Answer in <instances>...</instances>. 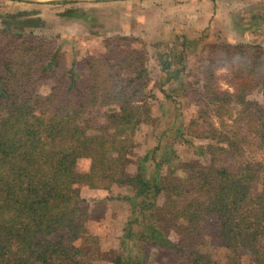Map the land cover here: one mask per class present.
<instances>
[{"label":"trees","instance_id":"1","mask_svg":"<svg viewBox=\"0 0 264 264\" xmlns=\"http://www.w3.org/2000/svg\"><path fill=\"white\" fill-rule=\"evenodd\" d=\"M125 41H107L102 57L75 58L65 69L52 41L0 31V264H97L103 253L88 224L106 208L92 209L82 190L110 195L114 186L131 190L124 239L138 252L112 264H151V257L154 264H264V159L231 164L264 153V104L248 100L264 88L262 49L212 47L197 82L206 102L201 117H216L219 127L194 132L192 118L191 134L206 142L196 146L200 159L159 180L148 176V156L129 172L134 137L152 120L157 95L144 96L151 84L145 53L126 49ZM161 61L159 72L172 75L171 63ZM223 68L237 80L233 94L212 84ZM180 75L152 80L173 105L171 93L187 98ZM46 86L49 94L42 93ZM82 159L86 173L78 170Z\"/></svg>","mask_w":264,"mask_h":264},{"label":"rangeland","instance_id":"2","mask_svg":"<svg viewBox=\"0 0 264 264\" xmlns=\"http://www.w3.org/2000/svg\"><path fill=\"white\" fill-rule=\"evenodd\" d=\"M217 1L0 0V31L8 29L9 34L17 32L52 41L65 55V69L75 58L102 57L106 53L107 41L117 43L123 38L127 39L122 42L126 49L145 53L151 81L156 78L167 81L173 73L180 71L179 79L186 84L187 98H183L185 93L182 91L171 93L176 101L174 105L165 100L155 87V81H150L144 96L157 95L152 103V120L144 123L134 137L135 149L130 156L129 172L135 173L140 161L148 156L144 164L149 178L154 175L162 180L182 162L200 159L196 146L206 142L191 134L188 125L192 118L197 122L194 132L207 128L208 124L219 127L216 117H201L200 109L206 102L202 95L204 91L197 82L204 79L212 47L224 43L256 46L262 49L264 59V0H220L224 6L219 14ZM162 58L171 63L172 75L159 72ZM215 75L214 88L221 92H235L234 82L237 80L227 68L217 70ZM177 83L169 80L171 85L177 86ZM42 93L49 94L50 88L46 86ZM248 100L263 105L264 88L250 92ZM226 123L234 125L231 120ZM242 129L244 132L248 130L246 126ZM263 159L264 153H246L243 158L232 159L231 164L238 168L246 161ZM158 164L160 166L156 169ZM88 169L89 162L80 160L79 172L86 173ZM178 175L182 173L178 172ZM111 193L82 190V197L92 209H99L101 205L106 208L102 219L94 217L88 224L90 234L99 237L103 253V259L97 264H112L117 256L138 252L134 242L124 239L131 211L125 199L132 196L131 190L114 186ZM107 197L103 204H94L95 200ZM169 238L178 243L176 233L172 232ZM213 254L217 260L224 261L223 250L216 249ZM153 258L151 264H154Z\"/></svg>","mask_w":264,"mask_h":264},{"label":"crops","instance_id":"3","mask_svg":"<svg viewBox=\"0 0 264 264\" xmlns=\"http://www.w3.org/2000/svg\"><path fill=\"white\" fill-rule=\"evenodd\" d=\"M217 3H218L219 6H217V9L216 10L218 11V14H219L220 13V10L222 11V6H224V4H222L220 0H218Z\"/></svg>","mask_w":264,"mask_h":264},{"label":"water","instance_id":"4","mask_svg":"<svg viewBox=\"0 0 264 264\" xmlns=\"http://www.w3.org/2000/svg\"><path fill=\"white\" fill-rule=\"evenodd\" d=\"M28 1H34V0H28Z\"/></svg>","mask_w":264,"mask_h":264}]
</instances>
